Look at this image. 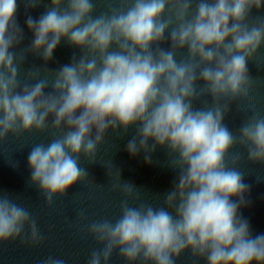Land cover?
I'll list each match as a JSON object with an SVG mask.
<instances>
[{"label": "clouds", "instance_id": "9594fccd", "mask_svg": "<svg viewBox=\"0 0 264 264\" xmlns=\"http://www.w3.org/2000/svg\"><path fill=\"white\" fill-rule=\"evenodd\" d=\"M40 2L24 0L26 8ZM261 7L264 0H124V7L94 16L93 0H51L39 19H26L33 33L29 51L47 63L66 38L83 54L51 81L37 79L38 70L30 69L27 79L36 82L21 85L25 55L13 51L24 38L15 19L17 0H0V141L43 131L50 116L52 128L66 129L47 145H34L28 156L31 182L49 205L88 179L80 154L95 162L109 128L126 131L139 123L137 137L127 144L131 155L159 145L177 157L171 166L179 169L178 182L164 197L166 207L129 206L139 190L130 183L114 185L126 197L121 216L89 226L102 247L88 264H108L117 250L128 264H175L188 249L207 264H264V234L252 237L249 222L238 215L249 189L235 167L240 157L231 168L225 163L237 144L249 161L264 162V117L253 115L238 136L223 123L230 104L248 99L252 89L247 64L264 45V18H249ZM165 33L167 50L159 46ZM185 48L187 57L178 61ZM197 81L204 82L199 89ZM202 95L212 97V106L194 108ZM234 196L239 200L232 201ZM26 226L31 242H39L28 209L0 194V243L20 238ZM42 264L65 262L49 257Z\"/></svg>", "mask_w": 264, "mask_h": 264}, {"label": "water", "instance_id": "95a60500", "mask_svg": "<svg viewBox=\"0 0 264 264\" xmlns=\"http://www.w3.org/2000/svg\"><path fill=\"white\" fill-rule=\"evenodd\" d=\"M95 4L94 16L110 13L111 10L124 7V0H93ZM51 6V0H41L35 8H26L24 0H17L15 19L23 33V40L13 48L17 56L25 55V60L18 73L21 85L33 84L35 80H28L29 70H38L37 79L47 78L51 81L54 72L63 65L72 63L82 55L80 48L71 45L66 38L54 50L52 59L47 63L43 58L29 51L33 40V33L28 29L26 19H33L45 13ZM195 3L193 4V12ZM264 18V7L259 10L253 8L249 23ZM161 48L169 49L170 38L165 33V41ZM155 45L153 50H155ZM187 57V48L177 53V60ZM249 75L252 77V89L248 99H240L230 104L223 123L233 132L239 134L240 127L253 115L264 117V45L257 51L256 56L248 61ZM203 81H197V87L203 86ZM52 91L51 85L45 92ZM251 101V102H250ZM212 97L202 95L193 102L197 109L212 106ZM221 103H229L222 100ZM78 114V113H77ZM49 126L43 131L32 130L20 136L9 134L0 141V194H8L16 203L28 209L32 219L36 221L42 239L37 243L31 242V232L26 226L24 234L15 240L0 243V264H42L49 257L62 259L65 264H88L93 251L102 245L89 232V226L98 221L109 220L115 223L121 216V204L126 199L119 187L114 185L130 183L138 189L139 199H128L129 206L144 204L153 208L166 207L165 195L178 182L179 169L171 165L176 161L175 154L170 153L167 146H156L155 151L146 153L140 150L131 155L127 144L137 137L139 123L113 130L109 128L104 141L98 146L95 162L80 154V166L88 172V179L77 182L67 189L63 195L53 197L52 203L46 202L45 195L37 185L31 182V169L28 156L36 144H45L58 138L66 129L56 130ZM95 129H93V136ZM137 143L139 140L137 139ZM154 141L149 139L148 146ZM151 157V162L145 161V156ZM239 155V162L235 165L243 175V182L249 186L244 194L245 203L238 209V215L247 220L252 237L264 234V162H252L247 158L246 148L235 145L227 154L226 166L233 167L232 160ZM120 172V181H119ZM110 174V177L108 175ZM238 201V197H230ZM171 211V210H170ZM175 213L173 212V215ZM108 264H128L118 250L115 251ZM134 264H142L137 260ZM175 264H207V259L194 257L191 250H185L175 258ZM251 264H258L255 260Z\"/></svg>", "mask_w": 264, "mask_h": 264}]
</instances>
